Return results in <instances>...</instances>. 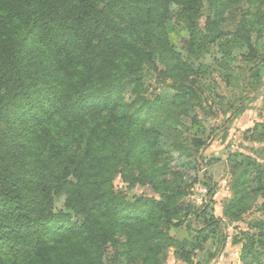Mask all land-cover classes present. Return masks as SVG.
Listing matches in <instances>:
<instances>
[{
    "label": "trees",
    "instance_id": "1",
    "mask_svg": "<svg viewBox=\"0 0 264 264\" xmlns=\"http://www.w3.org/2000/svg\"><path fill=\"white\" fill-rule=\"evenodd\" d=\"M242 2L262 0H0V264H166L172 250L190 262L189 240L170 233L191 213L178 204L185 182L164 160L196 147L179 127L200 107L198 70L240 85V50L252 63L243 82L258 90L264 43L253 36L264 13L234 33L220 28L224 9ZM173 6L186 49L168 37ZM147 71L172 92L149 98ZM237 169L232 220L251 210L259 185L264 192V149ZM117 172L130 187L149 180L160 200L130 199L114 186ZM253 226L257 236L235 240L244 264L264 258V220Z\"/></svg>",
    "mask_w": 264,
    "mask_h": 264
},
{
    "label": "rangeland",
    "instance_id": "2",
    "mask_svg": "<svg viewBox=\"0 0 264 264\" xmlns=\"http://www.w3.org/2000/svg\"><path fill=\"white\" fill-rule=\"evenodd\" d=\"M210 6L206 3L202 10L198 21L200 31H207L206 22ZM179 12V7H172V16L167 28L168 37L172 47L186 49V31L179 20ZM261 12L264 13V0L255 6H250L247 2L231 4L223 11L220 28L223 34L234 33L242 20L254 19L255 15ZM259 31L257 35L254 34L253 40L263 44L264 27ZM236 54L238 55L234 66L242 79L240 85L237 83L239 86L233 80L228 83L221 74L209 75L203 69L190 78L193 86L199 90L201 103L200 107L195 106L183 117L179 128L182 138H188L190 143L197 141L196 147L190 148L189 157H182L174 152L172 159L164 160L170 167L169 176L180 172L185 182L184 188H178L182 192L178 204L182 215L191 213L183 220L181 226L172 227L170 233L181 241L189 240L190 262H184L172 250L166 264H244L241 260L242 245L236 244L235 240L244 237V234L257 236L258 230L253 224L257 220H264V211L260 209L264 203L262 185H259L260 192L251 210L237 220L225 216V207L233 197L232 181L235 172L239 170L238 165L259 160L261 150L264 149V63L257 66L260 77L258 90L251 92L243 81L248 73L252 72V63L243 51L239 50ZM210 61V58H205L201 62L209 64ZM197 65L195 67L199 69L201 63ZM146 76V94L149 98L172 92L156 82L153 71H147ZM78 142L76 141L73 147L76 148ZM128 174L130 177L126 178H131V173ZM115 175V188L125 191L130 199L146 197L160 200L149 180L130 187L131 180L125 179L119 172ZM206 175L210 180L206 179ZM62 205L63 200L57 201L59 208ZM189 205H195L196 208L189 210ZM201 210L205 212L206 217L202 215ZM199 211L201 217L197 221ZM211 218L221 221L215 226L211 224ZM206 223L210 224L206 226ZM196 227L204 231V234L199 235L195 231ZM256 242L259 244L258 240ZM11 262L13 260H10V264ZM255 264H264V258L262 262L255 261Z\"/></svg>",
    "mask_w": 264,
    "mask_h": 264
}]
</instances>
